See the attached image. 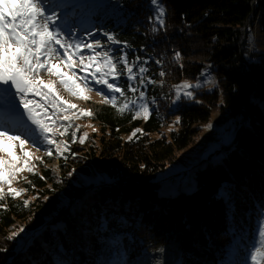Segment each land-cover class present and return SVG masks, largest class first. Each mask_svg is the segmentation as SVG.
<instances>
[{
  "label": "trees",
  "instance_id": "16d2710c",
  "mask_svg": "<svg viewBox=\"0 0 264 264\" xmlns=\"http://www.w3.org/2000/svg\"><path fill=\"white\" fill-rule=\"evenodd\" d=\"M112 1L103 25L118 41L112 58L124 54L136 78L130 85L119 63L124 95L115 107L93 110L98 131L72 148L79 166L104 160L109 185L72 175L68 182L70 172L57 177L39 162L38 172L16 183L20 195L4 191L0 200V264H95L106 258L112 233L122 235L131 259L136 250L179 241L176 264H244L264 247L256 236L264 220V0H157L163 25L153 0ZM259 38L261 49L254 47ZM207 65L214 89L173 107L172 89ZM141 93L151 101L145 120L133 106L120 111ZM214 113L236 117L233 145L220 160L196 166L185 191L160 194L156 174Z\"/></svg>",
  "mask_w": 264,
  "mask_h": 264
},
{
  "label": "rangeland",
  "instance_id": "374dc122",
  "mask_svg": "<svg viewBox=\"0 0 264 264\" xmlns=\"http://www.w3.org/2000/svg\"><path fill=\"white\" fill-rule=\"evenodd\" d=\"M80 1H83L85 6L80 9L79 15L82 16V18L85 19L87 22H91L94 21L95 13L100 12L103 9V7L108 6L107 4H109L112 0H58V2L60 3H58L53 7H49L48 11L54 14V16H59L62 12L66 11L67 7L73 6L75 3ZM13 2H15V0H13ZM152 7L157 11L155 21L157 24H160L159 22L160 9L158 7V4L152 3ZM110 12L108 14L109 18L111 16ZM69 23H71V21H69ZM63 26H65V23H63ZM90 27H92V25H90ZM67 41L69 43L75 44V42H73L70 38H68ZM91 41L92 38H90L88 41L83 39V41L80 43L86 45L87 43H91ZM109 43H110L109 40H103V43L100 44L101 47L95 48L97 41L94 40L93 46L97 52L110 53L115 50V46L113 45H110L109 47L106 46ZM254 47L258 49L262 48L260 38L255 41ZM56 48H57V53L56 56L53 58V61L57 64H60V67H64V65L61 63V60L59 59L60 57H63V49L59 48L58 45ZM72 51H75V49H72ZM122 51H123L122 53H124V50ZM80 54L85 56V58L89 55H92V53L88 51L86 47L82 48ZM122 56H124V54ZM113 62L117 65L118 79L115 81L111 77H109L108 79H109V83H115L118 85L121 78L120 77L121 74H119L121 73L119 69V63L123 64V62L120 59L115 60ZM85 63H88L87 59H85ZM73 64H74V71L76 72V76L80 78L86 75L88 76L87 88H85V82H81V81L79 82L77 78L75 79V84L79 85V87L74 88V90L80 92L81 97L83 98L73 95L72 92L66 90L64 86L60 84L59 80L56 77H51L48 76L47 74L41 75V79H43L45 83H47L49 80L55 82V88L53 89V91L60 98V100L64 102L60 104L59 111L54 109L50 104L47 105L46 108L49 117V119L46 120V123H48L49 125V131L47 135L49 136V138H51L54 141L53 144L49 145L46 142H43V137L41 138L42 141L35 139L33 135H40L39 130H36L34 132L33 129H35L36 126L32 125L31 121L28 120L27 116L24 114V109L22 107L14 106V105H18L19 102L18 97L16 98L15 101H11L10 106L8 108L14 110L0 111V127H3V125L6 124L5 116H1V115H3L5 112L8 111L15 113V115L18 118L16 123V130L22 133L21 136L22 139L27 137L24 151L30 153L29 157H23V153L21 152L18 145L15 146L14 148H12L9 145H5V147L9 148L10 151H13L15 156L18 158V162L16 165L17 168L24 167L23 161L25 159L28 160V167L31 168V171L25 169L24 171L18 172L15 176L10 178L11 188L13 189H15L17 182L21 181L22 179H25L30 173L38 172L37 166L39 162L44 163L45 169L50 168L54 173V175L57 177L63 178L67 172H70L68 177L65 178L68 182L71 181L70 177L72 175V177H75L76 179H78L79 182L82 183H88V184L99 183L101 185H107V186L109 185L108 183H103V179L105 178H103L102 176H104V173L106 171L105 161L95 160L89 162L88 164H82L81 166H79L75 164V162H78L77 160L80 157L79 152L73 154L72 148L79 147L80 145L85 144L87 139L91 136V134L98 131V129L94 126V124L90 123L91 116L83 115V113L91 112L92 115L94 109L96 108L98 109L100 104L102 105L105 104L106 100L110 101L113 95L116 96V100H117L118 93H113L109 91L106 85L96 83V81L92 79L91 73L95 71L94 67L90 68L87 73L78 70L81 69L82 67V65L79 64L78 57H75L73 59ZM60 71L64 72L70 79L72 78V76L67 74L65 70H60ZM96 75L97 78H99V73H96ZM123 77L126 80H128L130 85L134 82V80L128 79V73ZM184 85H189V87L184 88ZM215 86H216V81L212 76V66L207 65L203 69L202 73L197 77L196 80L183 79V81L180 83V85L177 88L175 87L172 89L174 93L172 96L171 104L173 107H175L179 102H181L182 99L189 100L194 98L196 92L200 91V89H204L206 91H212ZM185 92L190 93V95H184ZM9 100H11L10 96H9ZM35 100L37 103H42L41 98H38L37 96L35 97ZM108 103L112 105L111 102ZM70 104L75 105V108L68 109V111L65 112L64 109L67 108V105ZM142 106H146L148 108V113H150L151 101H149L146 98V96L144 95L141 96L140 94V96L136 99L135 103H133L135 114L140 110ZM66 115L68 119H65ZM136 117H139L142 120H145L147 118L143 114L136 115ZM6 127L9 128L10 126L7 125ZM238 128L239 127L236 122V117H234L233 115L229 113L227 114L214 113L211 116L210 120L204 125L203 130H201L196 140L192 144H190L187 148L178 152L176 154V157L173 159V161L167 163L164 169L156 174L157 176L155 179L157 180V183L161 184V186L159 187L160 194L174 195L177 194L179 190L185 191L188 185L192 183L193 169L196 166L200 165L202 162L207 161L209 159H211L213 162L220 160L224 150L233 145ZM73 137L75 138L73 139ZM33 138L35 139V141H39V142H34V140H32ZM81 139H83V143H81ZM65 145H67L66 149H65ZM49 150H51L52 152L51 156L47 154ZM0 156H4L5 159H8L7 153H0ZM87 165L91 167L92 173L86 175V172L83 170L82 166L87 167ZM2 187L4 191H8L9 189V186L7 184L2 185ZM55 193L57 194L56 191ZM58 196L60 197L62 196L60 192H58ZM50 197L51 196H49V198ZM260 224L261 222H259L258 224L259 227ZM125 225L126 222L122 221L121 226H125ZM256 236L259 239L258 231L256 232ZM108 237L109 239L116 238V236L114 235H109ZM110 243L111 246L114 242L111 241ZM171 243H175V242H171ZM263 249L264 247L260 249L261 252H264ZM135 252H136L135 253L136 260L140 259L141 256L144 254L148 255L151 253V252L146 253V251L143 249L136 250ZM119 253L121 254L125 252H119ZM251 254L252 253L248 255V259L245 263L251 264L252 262L250 259ZM121 257L122 256L120 257L108 256L106 257V261L104 262V264H111L113 263V261H115L116 264H135L136 262V260L135 261L131 260L130 262H128V259H121ZM258 259H260V264H262L263 257Z\"/></svg>",
  "mask_w": 264,
  "mask_h": 264
},
{
  "label": "snow or ice",
  "instance_id": "6c2138e0",
  "mask_svg": "<svg viewBox=\"0 0 264 264\" xmlns=\"http://www.w3.org/2000/svg\"><path fill=\"white\" fill-rule=\"evenodd\" d=\"M156 2L157 0H153V3ZM47 4L48 0H15V2L13 0H0V111L8 110L11 103L8 99L9 96L11 97V101H15L18 97V105L14 106L24 109V114L28 120L31 121L32 125L36 126L33 131L39 130L40 135L43 137V142L51 145L54 141L47 135L49 125L46 123V120L49 117L46 108L50 104L54 109L59 111L60 104L64 102L53 91L55 82L49 80L45 83L41 79L42 74L56 77L66 90L72 92L73 95L81 97V93L74 90L79 85L75 84L76 72L74 71L73 59L78 57L79 64L82 65L81 71L87 73L90 68H95V71L91 73V77L96 83L106 85L109 91L120 93L121 96L124 95V91L117 84L109 83V77L114 81L118 79L117 65L113 62V58L109 53L97 52L95 50V48L101 47L99 42H97L94 48L92 43L83 45L81 43H69L67 40H64L61 32L56 30V27H58L56 25V18L54 14L48 11ZM164 15V9L160 8L159 22L161 25L164 23ZM108 40L113 43L118 42L111 35H108ZM57 45L63 49V57L59 59L64 67L71 72V79L64 72L58 70L60 64L52 62L57 53ZM84 47L92 55L86 58L81 55V50ZM72 49H75V51H72ZM85 59H87L88 63H85ZM120 60L123 62L128 73V79L135 80L133 67L129 66L126 57L121 56ZM139 71L143 73L145 69L140 68ZM96 73H99V78H97ZM119 74H122V72ZM82 79L85 81V88H87L88 76L86 75ZM188 87L189 85H184V88ZM130 90L135 92L136 88L130 87ZM184 95H190V93L185 92ZM36 96L41 98L42 103L36 102ZM141 96H143V93H141ZM105 102H111L115 107L116 96L113 95L110 101L106 100ZM128 107V104L125 103L120 108V111L123 112ZM72 108H75V105H67L64 111L67 112L68 109ZM140 114L147 117L149 114L148 108L142 106L136 113V115ZM83 115L91 116V112H85ZM65 119H68L67 115ZM21 136L22 133L18 130L0 127V153H7L8 155V159L0 156V200L5 196L2 187L4 184L9 186V196L20 195L19 192L11 188L10 178L25 169L31 171V168L28 167L27 159L23 161V168H17L18 158L13 151L5 147V145H9L14 148L18 145L23 153V157H29L30 153L24 151L27 137L22 139ZM81 143H83V139H81ZM66 148L67 145H65ZM47 154L51 156V150ZM257 231L259 242L261 245H264V221H261ZM15 235L14 233L13 236ZM261 257H264V252H261L258 247L250 255L252 264H260V259L258 258Z\"/></svg>",
  "mask_w": 264,
  "mask_h": 264
},
{
  "label": "bare ground",
  "instance_id": "6f19581e",
  "mask_svg": "<svg viewBox=\"0 0 264 264\" xmlns=\"http://www.w3.org/2000/svg\"><path fill=\"white\" fill-rule=\"evenodd\" d=\"M177 260L176 244L169 243L159 250L138 259V264H174Z\"/></svg>",
  "mask_w": 264,
  "mask_h": 264
},
{
  "label": "water",
  "instance_id": "95a60500",
  "mask_svg": "<svg viewBox=\"0 0 264 264\" xmlns=\"http://www.w3.org/2000/svg\"><path fill=\"white\" fill-rule=\"evenodd\" d=\"M175 244H176V251H177V260L175 261L174 264L177 263V261H178V259H179V256H180V253H179V241L175 242ZM162 247H163V246H162ZM159 249H160V248H159ZM159 249H158V250H159Z\"/></svg>",
  "mask_w": 264,
  "mask_h": 264
}]
</instances>
